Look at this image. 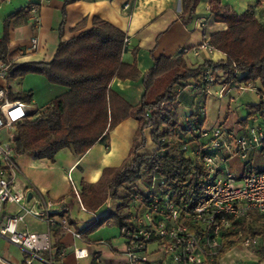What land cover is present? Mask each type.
<instances>
[{"label":"crops","instance_id":"crops-1","mask_svg":"<svg viewBox=\"0 0 264 264\" xmlns=\"http://www.w3.org/2000/svg\"><path fill=\"white\" fill-rule=\"evenodd\" d=\"M64 1L0 0V42L5 20L10 15H15L7 30L8 52L11 53L10 60L13 64L49 63L60 42L85 30L107 24L125 34L126 43L121 62L134 64L140 73V78L134 81L115 78L109 87L135 107L144 92L143 77L159 57L182 60L190 69H196L206 61L213 64L226 61V56L222 53L200 48L203 42L209 43L212 34L226 29L225 25L214 22L209 13L208 0H198L195 12L187 23L180 19L183 0H78L66 5ZM261 1L221 0L223 5H228L238 14H242L249 6H257L259 2L256 14L264 22ZM32 39L38 42L35 50L31 47ZM0 87L9 88L15 95L31 92L32 98L27 105L35 114L67 92L66 88L52 85L44 77L35 74L8 81L0 79ZM188 90L190 91L187 93ZM205 100L206 97L200 91L189 86L182 87L176 99L164 104L163 108L177 116L179 128L183 129L190 127L201 117L199 111ZM239 127V124L235 127L237 131ZM137 128L138 122L127 118L106 132L100 141L82 155H76L70 148L58 151L50 161L36 159L30 154L16 155L14 186L25 193L26 206L37 207V201L51 202V215L55 218L65 217L70 223L68 229L60 226L50 229L54 250H64L65 255L61 257L55 254L49 259L47 252H41L32 264H127L124 256L126 242L117 226H102L95 232L82 233L87 225L95 221V217H104L114 210L121 199H110L97 209L89 211L82 205L81 196L84 185L96 184L102 178L104 170L117 169L125 162L133 146ZM143 134L145 145L137 154L155 153L157 145L151 141L152 128L145 129ZM242 165L234 157L230 162L231 170L237 174L241 172ZM70 181L78 191L80 203L75 198ZM120 196L118 193L119 198ZM18 213L19 206L7 204L0 219L2 221L7 216ZM18 228L32 233L47 231L43 222L30 216H26L24 223ZM74 232L81 234V237L75 238ZM75 249L85 250L87 256L76 259L73 254ZM26 258L27 253L22 248L9 243L0 235V259L11 264H24ZM248 263L264 264V260H258L251 250L240 245L228 250L219 262Z\"/></svg>","mask_w":264,"mask_h":264},{"label":"trees","instance_id":"trees-1","mask_svg":"<svg viewBox=\"0 0 264 264\" xmlns=\"http://www.w3.org/2000/svg\"><path fill=\"white\" fill-rule=\"evenodd\" d=\"M76 1L65 0L64 5ZM197 5L198 0H183L182 22L190 21ZM257 7L259 2L238 14L228 5H223L221 0H208L214 22L226 26L225 30L210 36L209 45L225 55L226 61L214 64L206 61L196 69H190L182 60L159 57L143 77L144 92L135 107L109 87L115 78L133 81L140 78L134 64L121 62L124 33L107 24L99 25L60 42L49 63L17 65L10 60L7 34L10 20L15 15L7 17L0 42V63L7 66L5 81L35 74L52 85L67 89L43 111L37 114L30 112L25 121L16 125L13 139L16 155L30 154L36 159L50 161L63 148L82 155L123 120L133 118L138 122L128 158L119 168L104 170L96 184L84 185L81 201L85 209L93 211L110 199L117 200L121 190L125 195L114 210L87 225L82 233L95 232L102 226L128 227V214L124 209L129 191L137 183L145 182L150 175L164 176V189L171 191L177 200H193L199 196L205 171L195 158L181 150V146L206 144V140L191 130L200 123L201 117L190 127L180 129L174 113L164 111L160 117L158 112L164 104L176 99L182 87L203 83V72L207 68H211L221 84L231 82L247 86L258 83L257 94L260 98L264 96V22L257 17ZM234 72L236 75L232 76ZM5 90L10 100H21L26 105L30 103L31 92L15 95L9 88ZM262 108L264 103L261 99L258 105L250 106L247 118L238 122L239 128L245 129ZM147 128H152L151 141L159 149L152 154L138 155L137 152L145 145L143 132ZM160 149L164 152L161 153ZM258 153L264 158V143ZM239 235L250 239L262 236L264 224L237 221L234 230L224 237L222 256L239 245ZM253 254L258 260H264V246L255 249Z\"/></svg>","mask_w":264,"mask_h":264},{"label":"built area","instance_id":"built-area-1","mask_svg":"<svg viewBox=\"0 0 264 264\" xmlns=\"http://www.w3.org/2000/svg\"><path fill=\"white\" fill-rule=\"evenodd\" d=\"M126 43V40H125ZM36 39L31 47L37 49ZM201 49L211 50L208 42ZM7 66L0 63V79L5 80ZM202 82L189 86L207 97L210 86L218 85L219 98L234 90L253 89L244 84H221L216 74L207 68ZM236 72L232 76H235ZM257 92V91H256ZM5 88L0 87V218L7 204L19 206L20 213L0 219V235L27 253L24 264H32L39 253L47 252L49 259L55 254L63 257L64 250L55 251L50 229L60 226L68 229L65 217L51 215V202L37 201V207H27L26 195L14 186L17 172L16 153L13 145L16 125L25 121L30 114L28 105L9 99ZM264 103V96H261ZM163 106L158 112H164ZM200 123L192 127V133L206 144L193 147L183 144L181 150L203 167L206 177L200 194L195 199H179L165 190L166 179L157 174L150 175L145 182L134 185L126 199L124 212L128 214V227L120 232L125 239L124 252L127 264H218L222 257L224 237L235 228L237 221L254 223L264 218V172L253 170L250 155L258 153L264 143V108L250 120L245 129L235 134L220 127H205L204 106L200 109ZM14 131V134L12 133ZM2 132L9 141L2 140ZM160 142L163 144V140ZM159 147L157 148V150ZM164 152V149H160ZM239 159L243 165L239 174L230 168V162ZM71 182V181H70ZM75 198L80 203L77 189L71 182ZM81 209L83 207L80 205ZM30 216L47 226L44 233H32L18 226ZM98 218L95 217V220ZM75 238L81 234L74 232ZM239 245L252 252L264 246V235L248 238L239 235ZM76 259L87 256L85 250L73 251ZM3 264H11L2 259Z\"/></svg>","mask_w":264,"mask_h":264},{"label":"rangeland","instance_id":"rangeland-1","mask_svg":"<svg viewBox=\"0 0 264 264\" xmlns=\"http://www.w3.org/2000/svg\"><path fill=\"white\" fill-rule=\"evenodd\" d=\"M260 7L264 9V0L261 1ZM253 89H259L260 85L258 83H250ZM220 87L218 85H212L209 88L205 104L204 110V126L205 127H220L225 131H231L233 134L237 132L235 127L238 126L239 120H244L247 118L249 114V107L258 105L260 102V97L255 90L246 89V90H234L229 93L228 96L224 98L218 97V92ZM190 90L187 91V93ZM203 96V94H202ZM30 111L31 108L29 107ZM32 112V113H33ZM5 132H2V140L9 141V137H5ZM14 134V131L12 132ZM251 166L254 168L253 170L264 172V158L260 156L259 153H254L252 155ZM120 200L123 195H125L124 191H120ZM255 223L264 224V218H256ZM220 262V261H219ZM219 264V263H218ZM252 264V263H248Z\"/></svg>","mask_w":264,"mask_h":264},{"label":"water","instance_id":"water-1","mask_svg":"<svg viewBox=\"0 0 264 264\" xmlns=\"http://www.w3.org/2000/svg\"><path fill=\"white\" fill-rule=\"evenodd\" d=\"M29 198V197H28Z\"/></svg>","mask_w":264,"mask_h":264}]
</instances>
